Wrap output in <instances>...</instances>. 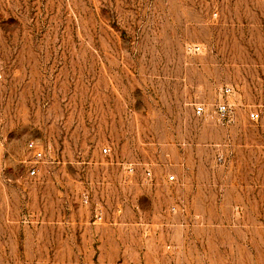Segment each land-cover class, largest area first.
<instances>
[{"label": "rangeland", "instance_id": "374dc122", "mask_svg": "<svg viewBox=\"0 0 264 264\" xmlns=\"http://www.w3.org/2000/svg\"><path fill=\"white\" fill-rule=\"evenodd\" d=\"M0 264H264V0H0Z\"/></svg>", "mask_w": 264, "mask_h": 264}, {"label": "built area", "instance_id": "2783aa9c", "mask_svg": "<svg viewBox=\"0 0 264 264\" xmlns=\"http://www.w3.org/2000/svg\"><path fill=\"white\" fill-rule=\"evenodd\" d=\"M189 50L193 53H199L201 52L202 48L200 46H192L189 47ZM221 100L216 105L213 113L210 114V116L215 119L218 123H220L222 126H229L234 122V111L232 109V105L229 103L228 98L234 95V89L233 87L227 86L220 90ZM195 116L197 117H203L207 114V109L204 105L200 104L195 107L194 110ZM250 118L252 121H258L259 120V113L258 112H252L250 114ZM27 151L28 153L32 154V162L30 163V167L28 170V175L31 178H40L41 177V166L39 163L45 159V153L43 150V147L37 144L36 141H30L27 144ZM103 155L108 157L112 155V149L110 146H107L103 148ZM126 173L129 177H133L135 174V167L133 164H130L126 167ZM145 181L147 183L153 182V172L151 170L146 171L145 175ZM167 182L170 184H177L179 182V178L175 175H171L167 178ZM90 193L85 192L83 194V201L86 205L90 203ZM95 219L96 223H101L104 221L105 215L104 211L97 207L95 209ZM175 211V209H174Z\"/></svg>", "mask_w": 264, "mask_h": 264}]
</instances>
